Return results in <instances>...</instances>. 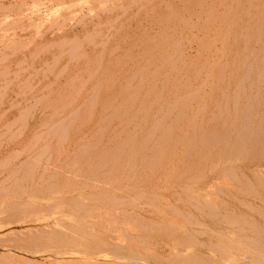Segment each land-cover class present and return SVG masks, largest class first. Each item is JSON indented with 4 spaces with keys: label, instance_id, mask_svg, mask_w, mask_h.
<instances>
[{
    "label": "rangeland",
    "instance_id": "374dc122",
    "mask_svg": "<svg viewBox=\"0 0 264 264\" xmlns=\"http://www.w3.org/2000/svg\"><path fill=\"white\" fill-rule=\"evenodd\" d=\"M263 13L264 0H0V264L75 261L76 257L54 254L67 246L51 242L52 234L72 236L76 243L69 247L76 250L82 248L76 238L81 243L87 240L81 246L88 251L98 246L94 241L88 242L87 237L83 241L78 236V223L84 212L74 213L76 217L71 212L67 217L66 206H62L68 199H75L74 194L79 192L75 190L80 189L85 178L80 177V181L68 174L67 178L75 180L72 194L71 189L55 190L66 177H62L64 172L59 168L63 169V163L75 150L61 141L59 133L66 131L67 135L81 138L75 142H85V146L91 145L89 138L95 137L94 144L101 151L114 146L117 140V144L121 143L122 138L123 143L127 133L140 141L147 132L145 128L150 132L149 127L158 125L159 129L163 124L168 128L175 126L171 125L170 133L174 135H170L174 138L169 135L172 143L165 152L171 150L175 162L164 163H174L173 167H162L161 162L160 168L151 169L152 174L140 173L142 178L136 180L143 192L141 208L126 207L125 217L130 215L131 222L125 221L118 209L112 218L116 217L115 223L118 221L120 226L114 225L109 238H102L99 246L124 247L127 264H264ZM90 60L97 65L92 63L93 69L100 66L98 71H92ZM100 60L102 65L98 64ZM104 74L111 77L105 79ZM77 82L80 84L72 86ZM122 94L133 96V101L124 103ZM101 96L107 99L102 100ZM61 98L62 102L58 101ZM107 101L111 110L103 104ZM97 103L101 108L104 105V110ZM141 110L146 111V120H139ZM84 115L88 121L80 125ZM77 117L80 122L75 121L76 126H72ZM175 122L185 125L178 128ZM157 127L151 130L156 131ZM153 131V138L146 134V139H141L147 149L156 145L151 138L160 140ZM60 144L68 157L62 154L66 159L60 156L58 160L64 161L57 163L52 158L58 154L54 152ZM146 148L144 152H150L146 156H152V150ZM40 150L46 158L40 156L36 167L33 157L40 155ZM41 165L45 167L43 171ZM27 173L29 178L25 177ZM55 178L60 180L59 186ZM30 200L36 202L31 205ZM81 202L88 203L85 199ZM85 216L81 219L89 226L92 219L84 220L89 215ZM119 218L132 224V229L126 228L130 224L123 220L121 223ZM75 219L77 223L72 222ZM114 228H119L120 236ZM89 229L85 232L96 234L94 239L100 242L99 231ZM72 230L78 231L74 234ZM121 231L127 233L128 241L121 240L127 238ZM114 234L118 235L116 241ZM106 263L123 261L111 258Z\"/></svg>",
    "mask_w": 264,
    "mask_h": 264
},
{
    "label": "bare ground",
    "instance_id": "6f19581e",
    "mask_svg": "<svg viewBox=\"0 0 264 264\" xmlns=\"http://www.w3.org/2000/svg\"><path fill=\"white\" fill-rule=\"evenodd\" d=\"M263 2V1H262ZM4 10V9H3ZM264 14V13H263ZM86 36V35H85ZM78 39H79V37H78ZM68 40V39H67ZM144 40H146V39H144ZM73 41V40H72ZM86 41H87V39H86ZM141 42V41H140ZM142 43V42H141ZM13 44V43H12ZM16 44H18V42L16 43ZM20 44V43H19ZM31 44V43H30ZM83 44V43H82ZM75 45V44H74ZM139 45H141V44H139ZM16 46H18V47H20L19 45H16ZM16 46L14 45V47L16 48ZM22 47V46H21ZM24 47V46H23ZM57 47V46H56ZM59 47H61V46H59ZM66 48L68 47V46H65ZM81 47H83V45L81 46ZM58 48V47H57ZM19 49V48H18ZM63 49V48H62ZM61 49V50H62ZM147 49H149V48H145V50H147ZM60 50V49H59ZM66 50V49H65ZM143 50V49H142ZM58 51V50H57ZM63 51V50H62ZM66 51H68V50H66ZM81 52H82V50H80ZM76 52V51H75ZM143 52V51H142ZM141 52V53H142ZM145 52H148V51H145ZM144 52V53H145ZM143 53V54H144ZM35 54V53H34ZM102 55V54H101ZM142 55V54H141ZM146 55V54H145ZM98 57H99V59L100 58H102L101 56H100V54H98ZM2 58H4V57H2ZM32 58H33V56H32ZM95 58H97V54H96V56H95ZM130 58V57H129ZM142 58H143V56H142ZM89 60V59H88ZM116 60V59H115ZM92 60H90L89 62L92 64H94L95 65V63L97 64V62H98V59H96V62H95V60H94V62H91ZM117 61V60H116ZM89 62H87V63H89ZM101 62V60L99 61V63L98 64H101L100 63ZM195 62V61H194ZM193 62V63H194ZM90 63H89V65H90ZM111 63V62H110ZM152 63V62H151ZM92 64V69H93V65ZM153 64V63H152ZM102 65V64H101ZM112 65V64H111ZM114 66V65H113ZM113 66H111L110 68H112ZM143 66H144V64H143ZM147 66V65H146ZM188 66V65H187ZM87 67H89V66H87ZM95 67H97V65H95ZM109 67V66H108ZM83 68V67H82ZM101 68H104V67H101ZM139 68V67H138ZM137 68V69H138ZM87 68H85V70H86ZM96 69V68H95ZM95 69H93L92 71H94ZM99 69H100V66H99ZM98 69V70H99ZM105 69V68H104ZM196 69V68H195ZM83 70V69H82ZM88 70V69H87ZM90 70V69H89ZM97 70V69H96ZM97 70V71H98ZM117 70V69H116ZM109 71V70H108ZM147 71V70H146ZM85 72V71H84ZM89 72V71H88ZM100 72H101V70H100ZM110 72V74H112V72L111 71H109ZM113 72H115V70H113ZM91 73V70H90V72H89V74ZM108 72H106V74H107ZM116 73V72H115ZM92 74V73H91ZM94 74V73H93ZM103 74V73H102ZM101 74V75H102ZM110 74H108L109 76L107 77L105 74V76H104V78L105 77H107V78H109V77H111V76H113L114 77V75L112 74L111 76H110ZM85 75V74H84ZM143 75H145L146 76V73H144ZM99 76V75H98ZM140 76V75H139ZM78 77V76H77ZM94 77V76H93ZM138 77V76H137ZM154 77V76H153ZM104 78H102V79H104ZM77 79V78H76ZM83 79V78H82ZM101 79V80H102ZM106 79V78H105ZM124 79V78H123ZM94 80H96V79H94ZM109 80V79H108ZM198 80V79H197ZM99 81V80H98ZM107 81V80H106ZM106 81H105V83H106ZM110 81V80H109ZM111 81H112V79H111ZM121 81H123V80H121ZM121 81H119V82H121ZM125 81H127L126 80V78H125ZM154 81V80H153ZM183 81V80H182ZM188 82V81H187ZM190 82V81H189ZM198 82V81H197ZM100 84H102L101 83V81L99 82ZM123 83H125V82H123ZM78 85V84H80V83H75V84H72V86H74V85ZM67 85H69V83L67 84ZM188 85V84H187ZM195 85V84H194ZM70 86V85H69ZM105 86V85H104ZM75 87V86H74ZM73 87V88H74ZM78 87V86H77ZM76 87V88H77ZM81 87V86H80ZM123 87V86H122ZM194 87V86H193ZM109 88V87H108ZM107 88V89H108ZM66 89V88H65ZM64 89V90H65ZM107 89H104L105 91L107 90ZM127 90H130L129 88H126ZM199 89V88H198ZM64 90H62V91H64ZM70 90V89H69ZM102 90V89H101ZM103 90V91H104ZM110 90V89H109ZM188 90V89H187ZM195 90V89H194ZM67 91H68V89H67ZM75 91V90H74ZM88 91V90H87ZM105 91L104 92H102V94L103 93H105ZM111 91H112V88H111ZM124 91V90H123ZM68 92H70V91H68ZM73 92V91H72ZM110 92V91H109ZM126 92H129V91H126ZM125 92V93H126ZM152 92V91H151ZM191 92V91H190ZM118 93H120V92H118ZM124 93V92H123ZM124 93V94H125ZM129 93H131V91L129 92ZM71 94H73V93H71ZM102 95L101 93H98V95ZM106 94H107V92H106ZM110 94V93H109ZM109 94H107V96L109 95ZM117 94V93H116ZM124 94H122V96H124ZM154 94H155V92H154ZM165 94V93H164ZM66 95V94H65ZM113 95H115V94H113ZM117 95H121V94H117ZM127 95H129V94H126V96H124L123 98L125 99V102L124 103H129V102H131V101H133V96H127ZM141 95V94H140ZM151 95V94H150ZM67 97H68V95H66ZM65 96V97H66ZM72 96H74V95H72ZM116 96V95H115ZM114 96V98H115V101H116V97ZM121 96V97H122ZM155 96H157V95H155ZM67 97L65 98L66 100H67V103H68V99H67ZM101 97H103V96H101ZM100 97V98H101ZM109 97L111 98V97H113V96H111V95H109ZM121 97H118L117 99H118V104H119V98H121ZM185 97V96H184ZM74 98V97H73ZM100 98H99V101H100ZM122 98V99H123ZM150 98H151V96H150ZM156 98V97H155ZM161 98V97H160ZM162 98H163V96H162ZM186 98V97H185ZM184 98V99H185ZM72 99V98H71ZM102 100H105V99H107V98H105L104 99V97L103 98H101ZM112 99V98H111ZM122 99H121V102H122ZM183 99V100H184ZM96 100H97V97H96ZM136 100V99H135ZM146 100V99H145ZM58 101H61L62 102V98H61V100H58ZM115 101H114V103H115ZM60 102V103H61ZM72 102V101H71ZM106 102V101H105ZM103 103L104 105H106V110H108V109H110L111 108V106H108L109 104H111L110 102H111V100H110V102L109 101H107V103ZM113 102V101H112ZM136 102V101H135ZM99 103V102H98ZM97 103V105L99 106V104ZM116 103H117V101H116ZM134 103V102H133ZM153 104H154V102H152ZM56 104H57V102H56ZM95 104H96V101H95ZM101 104H102V101H101ZM130 104V103H129ZM175 104H176V102H175ZM181 104V103H180ZM180 104H178V106L180 105ZM67 105V104H66ZM81 105V104H80ZM88 105V104H87ZM104 105H103V107H104ZM112 105H114V104H112ZM121 104H119L118 105V107L120 106ZM126 105V104H125ZM70 106V105H69ZM110 107V108H108V107ZM131 106V105H130ZM154 106V105H153ZM63 107H65V105L63 106ZM68 107V106H67ZM103 107L101 108L100 106H99V109L101 108V109H103ZM133 107V106H132ZM132 107H130V108H132ZM170 107V106H169ZM175 107V106H174ZM184 107V106H183ZM79 108V107H78ZM125 108V107H124ZM138 108V107H137ZM179 108V107H178ZM65 109V108H64ZM76 109V108H75ZM74 109V110H75ZM82 109V108H81ZM91 109V108H90ZM93 109V108H92ZM100 109V110H101ZM139 109V108H138ZM138 109L136 110V111H138ZM143 109H145V108H143ZM159 110H161V108H158ZM169 109V108H168ZM174 109H176V108H174ZM180 109V108H179ZM179 109H176V110H179ZM83 110V112H86V111H84V109H82ZM87 111H88V109H86ZM104 110V109H103ZM111 110V109H110ZM110 110L108 111V112H110ZM148 110V109H147ZM157 110V109H156ZM158 110V112H160ZM172 110V109H171ZM175 110V111H176ZM61 111H63V110H61ZM73 111V110H72ZM71 111V112H72ZM93 111V110H92ZM91 111V112H92ZM99 111V110H98ZM119 111H122V110H120V108H119ZM165 111H166V108H165ZM75 112V111H74ZM101 112H103L104 114H105V111H101ZM100 111H99V114L101 113ZM144 112H146V111H144ZM144 112H142V110H141V112H140V114L139 115H141V113H142V117L140 116V118H139V120L141 119V118H143V114H144ZM157 112V111H156ZM167 112V111H166ZM165 112V113H166ZM67 113V112H66ZM70 113V112H69ZM82 112H81V110H80V114H81ZM93 113V112H92ZM91 113V114H92ZM160 113H162V112H160ZM79 114V115H80ZM85 115H86V113H84ZM88 114V113H87ZM90 114V115H91ZM104 114H102L103 115V117L105 116ZM79 115H77V116H79ZM82 115V114H81ZM84 115V116H85ZM145 115H147L148 116V114H146L145 113ZM70 116V115H69ZM98 116H100V115H98ZM160 117L162 116V114L161 115H159ZM163 116H164V114H163ZM90 117V116H89ZM91 117H93L92 115H91ZM78 118L79 117H77V120H74L73 119V123H71V125L73 126V125H75L74 123H75V121H79L80 122V120H78ZM87 118L86 116L85 117H83L82 116V119H83V121H82V123H80V125L82 124H84L85 122H87L88 120H85V119ZM100 118V117H99ZM156 118V117H155ZM79 119H81V118H79ZM92 119V118H91ZM143 119H145V118H143ZM142 119V120H143ZM161 119V118H160ZM159 119V120H160ZM71 120V119H70ZM98 120V119H97ZM96 120V121H97ZM102 120H103V118H102ZM146 120V119H145ZM153 120H155V119H153ZM153 120H151V122L153 121ZM156 120H157V118H156ZM158 120V121H159ZM85 121V122H84ZM157 121V122H158ZM172 121H174V120H172ZM175 121H176V118H175ZM184 121V120H183ZM182 121V122H183ZM186 121V120H185ZM107 122V121H106ZM135 122V121H134ZM134 122H132V123H134ZM148 122V121H147ZM154 122V121H153ZM164 122V121H163ZM163 122H161L160 124H159V126L160 125H162V123ZM181 122V121H180ZM187 122V121H186ZM124 123V122H123ZM131 123V124H132ZM146 123V122H145ZM156 123V122H155ZM179 122H175V125L179 128V126L182 124V126H184L186 123L185 122H183V123H185V124H183V123H181V124H179V125H177ZM97 124V123H96ZM100 124V123H99ZM98 124V125H99ZM129 124V123H128ZM135 124V123H134ZM157 124V123H156ZM155 124V125H156ZM167 124V123H166ZM165 124V125H166ZM50 125V124H49ZM53 125V124H52ZM106 125V124H105ZM137 125V124H136ZM139 125V124H138ZM137 125V126H138ZM153 123H151V126H155ZM172 125V124H171ZM170 125V127L168 128V127H164V124L162 125L163 127H160L159 129H158V125L157 126H155V127H151V128H156L157 127V129H158V131H157V129H156V131H153V129L151 130V128L149 127V129H150V132L148 131V130H146V128H145V131L144 132H146V134L148 135V134H150V136H151V134L153 135V133H152V131L153 132H156L157 133V135H158V139H160V140H156L155 138L154 139H152L153 138V136L155 135H153V136H151L152 138H151V140H155L156 142H155V144L156 145H154L153 143V145H152V147H153V149H152V147L150 146V147H148V149L151 151V155L152 156H146L147 154L148 155H150L149 153H147L146 151L144 152V149L146 148V147H144L145 145H143L144 143H143V137L146 135V134H144L143 135V137L141 138L140 136H139V134L137 135V136H139L140 138V141H137V139H138V137H137V139H133V137H135V136H131L129 133H127L126 135H127V137H126V139H124V142L122 143V139L119 141V142H121V143H118L117 144V142H118V140H117V142H116V144L113 146V144H112V147L110 146V148L108 147V149L106 148V150H102L101 149V151H100V149H99V147H96L97 145H95L94 144V139L93 138H95V137H91V136H88V138L89 137H91V138H89L90 139V142L92 143L91 145H87V146H85L84 144H85V142L83 143V145H79V144H82V142L81 143H77V142H75V141H77L78 139H76V138H74V136H71L72 134L71 133H69V134H71V135H67L68 133L65 131V132H63V133H59V134H61V136H60V139H62L61 141H63L64 142V144L66 143V144H68V145H71L72 147H74V155L73 156H71V157H68V155L66 154V156H65V154H63V152L64 153H66L64 150L65 149H63V146H61V144L59 145V147L61 148H59L58 149V151H55L54 153L55 154H57L58 155V158H55L57 155H55V156H53L54 158H52L55 162H57V161H59V163H60V161L61 160H58V159H60L59 157L60 156H65L66 158H67V160H65V162L63 163V164H65L64 165V167H63V169H60L59 168V170H60V172H61V170L64 172L63 174V176L62 177H64V176H68V174H70V175H74V179H75V177H78L79 179H80V177H84L85 179L82 181L81 179H80V181H82V182H80V183H82L83 185H81V186H79L80 187V189H78V190H75V188H74V184H73V182L75 181H71V179H70V176H69V178H67V176L66 177H64L63 179H62V185L61 186H59L60 185V180H56V178H55V182H57L58 181V183H57V185L60 187H55L56 189L55 190H68L69 191V189H71V194H72V187L74 188V190L75 191H82V192H76V194L77 195H75L74 194V196L72 195V197H74L75 199H71L72 201H69L70 199H68V201L67 202H65V204H63L62 206H64L65 208H64V210L66 211V213H67V217H69V213H73V216H75L76 215V213H78V212H84V213H82L84 216H85V213H87V215L86 216H88V217H86V219H84V220H87L88 218H90V219H92V220H90V221H88V223H89V226H88V224L86 225V223H87V221H83L82 219L84 218L83 217V215L81 216V218L79 219V223H78V225L80 224V228L79 227H77V228H79V231L77 232V233H79L78 234V236H80V239L82 238L83 239V241H85V239H86V237H87V239H88V242H89V240L90 241H94L96 244H98V246L97 247H94V246H92L93 248H92V250H90V251H88L87 249H84L83 248V246H81V245H83V244H86L87 242V240L84 242V243H81L80 242V240L79 239H77L76 238V241L78 240V244L80 245L79 247H82V248H80V249H74V248H71V247H69L71 244H73V242L74 243H76L74 240L72 241V236L70 237V236H68V237H70V238H67V235H66V237H65V235H59V234H55V235H51V237L49 238V240L51 241V242H53V243H62L66 248H65V250H61V251H57V252H55L54 254H59V255H61L62 257L63 256H68V257H76L75 258V261H71V262H69L70 260H68V261H66L67 259H66V257H64V259H66L65 261H66V263L65 264H72V262H74V264L75 263H77V264H109V263H106V262H108L109 260H111V258L112 259H118L119 261H123V263L122 264H127V260H128V258H126V256H127V254H126V252H125V250H124V247H122V246H118V247H108V246H106V247H104V246H99V244L100 243H102L103 241H102V238L104 239V240H106V237L107 238H109V233H111V228H113L114 227V225H119V224H117V222L115 223V221H116V217H115V220L112 218V216L113 215H116L117 216V213H115L118 209H120L121 211L119 212L122 216H124L125 217V215H126V207H130L131 205L132 206H135V207H139V208H141V205H142V198H143V192H142V188L140 187V185H139V183L140 182H138L139 181V179L140 178H142V177H140L141 176V172H142V174L144 175V173L143 172H147V171H151V174H152V172L154 171H152L151 169L152 168H154L155 166V168H160L161 167V162H163V166L162 167H166V168H168V169H171V168H169L170 167V164H171V160H173V159H175V156H174V158H173V152L170 150L169 152H168V154L167 153H165L166 152V150H168V148L167 147H170L171 146V141L169 140V135L170 134H172V135H174L172 132L170 133V131L173 129L172 128V126L173 127H175L174 125H172L171 126ZM48 126V125H47ZM76 126V125H75ZM94 126V125H93ZM97 126V125H96ZM133 126V125H132ZM181 126V127H182ZM77 127H80L79 126V124H77ZM101 127V126H100ZM134 127V126H133ZM176 127V128H177ZM186 127V126H185ZM50 128V127H49ZM122 128V127H121ZM130 128H132V127H130ZM137 128V127H136ZM141 128V127H140ZM175 128V129H176ZM187 128V127H186ZM70 129H72V127L70 128ZM96 129H98V126H97V128ZM127 129V128H126ZM161 129V130H160ZM56 130V129H55ZM73 130V129H72ZM99 130V129H98ZM139 130V129H138ZM137 130V131H138ZM54 131V130H53ZM69 131V130H68ZM118 131V130H117ZM124 131V130H123ZM129 131V130H128ZM131 131L132 130H130V133H131ZM140 131V130H139ZM139 131H138V133H139ZM159 131H161V133L159 132ZM177 131V130H176ZM175 130L173 131L174 133H177ZM52 132V131H51ZM56 132V131H55ZM70 132V131H69ZM126 132V131H125ZM144 132H142V133H144ZM10 133V132H9ZM65 133H67V134H65ZM76 133V132H75ZM83 133V132H82ZM91 133H94V132H90V134ZM99 133H101V132H99ZM103 133V132H102ZM110 133V132H109ZM136 133V132H135ZM158 133H160V134H158ZM240 133V132H239ZM228 135H229V133H227ZM40 135V134H39ZM109 135V134H108ZM123 135V134H122ZM125 135V134H124ZM132 135H134V134H132ZM141 135V134H140ZM156 135V136H157ZM172 135H170V136H172ZM223 135V134H222ZM227 135V136H228ZM75 136H77V135H75ZM79 136H81V134L79 135ZM93 136V135H92ZM94 136H95V134H94ZM149 135H148V137H150ZM155 136V137H156ZM159 136H160V138H159ZM241 136V135H240ZM239 136V137H240ZM53 137V136H52ZM51 137V138H52ZM84 136H82V138H83ZM124 137V136H123ZM148 137H147V141L149 142L150 141V139H148ZM173 138H174V136H172ZM37 138V137H36ZM54 138V137H53ZM87 138V137H86ZM102 138V137H101ZM116 138V137H115ZM145 139H146V136L144 137ZM173 138H172V140H173ZM43 139V138H42ZM46 139V138H45ZM45 139H43V140H45ZM91 139H93V141L91 140ZM170 139H171V137H170ZM32 140V139H31ZM35 140V139H34ZM83 140V139H82ZM88 140V139H87ZM96 140V139H95ZM99 140H101V139H99ZM105 140H107V139H105ZM115 140V139H114ZM208 140V139H207ZM48 141V140H47ZM56 141V145H58L57 144V141H58V139L57 140H55ZM78 141H81V138L78 140ZM86 141V140H85ZM111 141V140H110ZM146 141V140H145ZM146 141V143H148ZM159 143H158V142ZM174 141V140H173ZM34 142V141H33ZM40 142V141H39ZM45 142V141H44ZM223 142V141H222ZM37 143V142H36ZM60 143V142H59ZM114 143V142H113ZM145 143V144H146ZM158 143V144H157ZM225 142H223V144H224ZM237 143V142H236ZM35 144V143H34ZM44 144V143H43ZM47 144V143H46ZM98 144V143H97ZM99 144H100V142H99ZM105 144V143H104ZM109 144V143H108ZM176 144V143H175ZM222 144V145H223ZM31 145V144H30ZM177 145V144H176ZM105 146V145H104ZM103 146V147H104ZM177 146H179V145H177ZM56 146H54V148H55ZM65 147H67L66 145H65ZM101 147V146H100ZM144 147V148H143ZM174 147V146H173ZM176 147V146H175ZM240 147V146H239ZM25 148V147H24ZM57 148V147H56ZM69 148V147H68ZM102 148V147H101ZM178 148V147H177ZM23 149V148H22ZM29 149V148H28ZM31 149V148H30ZM52 149V148H51ZM72 149V148H71ZM147 149V148H146ZM148 149H147V151H148ZM171 149V148H170ZM24 150V149H23ZM36 150V149H35ZM42 150V149H41ZM40 150V155H37V156H34L33 158H34V160H33V163H36V164H34L36 167H37V164H39L41 161V159H42V157H43V155L41 154V151ZM44 150V149H43ZM46 150V149H45ZM44 150V151H45ZM53 150H56V149H53ZM174 150H175V148H174ZM239 150V149H238ZM27 151V150H26ZM37 151V150H36ZM39 151V150H38ZM48 151V150H47ZM33 152V151H32ZM216 152H218V151H216ZM47 153H49V151L47 152ZM53 153V154H54ZM147 153V154H146ZM174 153H175V151H174ZM219 153V152H218ZM217 153V154H218ZM30 154V153H29ZM32 154V153H31ZM52 154V153H51ZM63 154V155H62ZM214 154V153H213ZM239 154V153H238ZM245 154V153H244ZM48 155V154H47ZM46 155V156H47ZM70 155V154H69ZM40 156H42V157H40ZM49 156H51V155H48V157ZM63 156V158H65ZM208 156V155H207ZM237 155H235V157H236ZM11 157V156H10ZM47 157V158H48ZM204 157V156H203ZM28 158V157H27ZM31 158V157H30ZM41 158V159H40ZM43 158H46V157H43ZM65 158V159H66ZM207 158V157H206ZM228 158V157H227ZM233 158V161H234V157H232ZM242 158V157H241ZM29 159V158H28ZM51 159V160H52ZM240 159V158H239ZM48 160V159H47ZM47 160H43L44 162L43 163H47L48 161ZM165 160H166V162H168V161H171L170 163H168V165H164V163L166 164V162H165ZM216 160V159H215ZM214 160V161H215ZM5 161V160H4ZM40 161V162H39ZM64 160L62 159V161H61V163L63 162ZM67 161V162H66ZM174 161V160H173ZM236 161V160H235ZM234 161V162H235ZM25 162V161H24ZM27 162H29V160H27ZM175 162V161H174ZM32 163V162H31ZM30 163V164H31ZM49 163H50V161H49ZM52 164H53V161L51 162ZM58 163V162H57ZM233 163V162H232ZM3 164V163H2ZM5 164V163H4ZM63 164H60V167L62 168V165ZM173 164L174 163H172L171 165H172V167H173ZM215 164H217V160H216V163ZM221 164V163H220ZM224 164H226V163H224ZM7 165H8V163H7ZM17 165V164H16ZM26 165H28L29 166V163L28 164H26ZM49 165V164H48ZM54 165V164H53ZM53 165H51L50 164V166L52 167ZM58 165V164H57ZM56 165V166H57ZM159 165H160V167H159ZM214 165V164H213ZM2 166V165H1ZM0 166V167H1ZM4 166V165H3ZM18 166V165H17ZM39 166V165H38ZM45 167L47 166V164L46 165H44ZM55 166V167H56ZM59 166V165H58ZM57 166V167H58ZM158 166V167H157ZM167 166H169V167H167ZM30 168L29 169H31L32 167L31 166H29ZM41 167H42V165H41ZM45 167H42V171H43V168L45 169ZM54 167V168H55ZM211 167L212 166H210V169H211ZM214 167H216V166H214ZM213 167V168H214ZM24 168H25V166H24ZM27 168V167H26ZM143 168H145V171L143 170ZM228 168H229V166H228ZM35 169V168H34ZM40 169V168H39ZM215 169V168H214ZM28 170V169H27ZM36 170H37V168L34 170L35 171V173H36ZM55 170L57 171L58 169H56L55 168ZM58 170V171H59ZM163 170V169H162ZM161 170V171H162ZM219 170H221V168L219 169ZM222 170H223V168H222ZM221 170V171H222ZM225 170V169H224ZM24 171V170H23ZM26 171V170H25ZM45 171V170H44ZM160 170H158V172H159ZM160 171V172H161ZM167 171V170H166ZM218 171V170H217ZM226 171V170H225ZM25 173V172H24ZM29 173H30V171H29ZM37 173H38V171H37ZM42 173H44V172H41L40 174H42ZM46 173V174H45ZM45 173H44V175H47V171H45ZM26 174V173H25ZM40 174H38V175H40ZM51 174V173H50ZM55 175H56V172L54 173ZM147 174V173H146ZM170 174H171V172H170ZM169 174V175H170ZM28 175H30V174H28L27 173V175L25 176V177H27ZM33 174H31V176H32ZM37 175V176H38ZM43 175V176H44ZM58 175V174H57ZM159 175V174H158ZM158 175H157V177H158ZM160 175H161V173H160ZM160 175H159V177H160ZM168 175V176H169ZM30 176V177H31ZM41 176V175H40ZM42 176V177H43ZM58 176H60V175H58ZM57 176V177H58ZM146 176V175H145ZM147 176H148V174H147ZM164 176V175H163ZM220 176H221V174H220ZM20 177V176H19ZM18 177V178H19ZM48 179H49V177H52L51 175L48 177V176H46ZM140 177V178H139ZM156 177V178H157ZM170 177V176H169ZM229 177H231V176H229ZM228 177V178H229ZM23 178V180H24V177H22ZM28 178H29V176H28ZM39 178V177H38ZM53 178V177H52ZM72 178V177H71ZM139 178V179H138ZM143 178H145L144 176H143ZM147 178V177H146ZM154 178V177H153ZM224 178V177H223ZM21 179V178H20ZM19 179V180H20ZM31 179H33V177L32 178H30V180ZM39 179H41V178H39ZM47 179V180H48ZM58 179H59V177H58ZM79 179H77L76 180V182H78V180ZM138 181H137V180ZM149 179V178H148ZM50 180H51V178H50ZM72 180H73V178H72ZM135 180V181H134ZM142 180H144V179H142ZM141 180V181H142ZM146 180V179H145ZM222 180H224V179H222ZM15 181H18V179L17 180H15ZM21 181H22V179H21ZM25 181H27V179L25 180ZM28 181H29V179H28ZM41 181H42V179H41ZM63 181L65 182L64 184H63ZM133 181L134 182H138V184H133ZM20 182V181H19ZM29 182H31V181H29ZM34 182V181H33ZM21 183V182H20ZM27 183V182H26ZM43 183V182H42ZM52 183V182H51ZM141 183H143V182H141ZM18 184V183H17ZM28 184V183H27ZM33 184V183H32ZM31 184V185H32ZM34 184H35V182H34ZM33 184V185H34ZM38 184V183H37ZM76 184V183H75ZM77 184H79V183H77ZM151 184H154V183H151ZM161 184V183H160ZM15 185V184H14ZM24 185V184H23ZM30 185V184H29ZM33 185H32V187H33ZM48 185V184H47ZM56 185V184H55ZM56 185V186H57ZM18 186V185H17ZM16 186V187H17ZM28 186V185H27ZM26 186V187H27ZM42 186V185H41ZM53 186V185H52ZM64 186V187H63ZM158 186H159V184H158ZM161 186V185H160ZM11 187V186H10ZM25 186H24V188H26ZM50 188H52L51 186H49ZM48 187V188H49ZM61 187H63V188H61ZM76 187V186H75ZM79 187H76V189L77 188H79ZM143 187H145V186H143ZM35 188H38V187H35ZM43 188V187H42ZM11 189V188H10ZM17 189V188H16ZM44 189H46V188H44ZM53 190H54V188H52ZM86 191H85V190ZM14 190V189H13ZM50 190V189H49ZM88 190H91V192H89ZM1 191H4V190H1ZM21 191V190H20ZM24 191V190H23ZM22 191V193H24ZM31 191H33V190H31ZM31 191H29L28 190V193L29 192H31ZM36 191V190H35ZM35 191H33V192H35ZM39 191H40V188H39ZM42 191V190H41ZM67 191V192H68ZM89 193H88V192ZM12 192V191H11ZM66 192V193H67ZM63 193V192H62ZM66 193H64V194H66ZM70 193H68V194H70ZM12 194V193H11ZM27 194V193H26ZM15 195H18V194H16L15 193ZM28 195V194H27ZM76 196L77 197H81V198H83V199H85L86 201H88V203H85V204H83L81 201L83 200H81V199H76ZM85 196H87L86 198H85ZM28 198H29V196H28ZM34 197L33 196H31L30 197V199H33ZM128 198V199H127ZM123 199H126V200H123ZM29 200V199H28ZM31 201V205L33 204V203H35L36 201H34V202H32V200H30ZM64 201V200H63ZM1 202H2V200H1ZM9 202V201H8ZM7 202V203H8ZM24 202V201H23ZM29 202V201H28ZM26 203V202H25ZM64 203V202H63ZM29 204H30V202L29 203H27V205L29 206ZM38 205H35V207L36 206H39V203H37ZM8 205V204H7ZM30 205V206H31ZM3 206V205H2ZM4 207V206H3ZM34 207V206H33ZM37 208V207H36ZM36 208H34V209H36ZM29 209V208H28ZM134 209V208H133ZM137 209V208H136ZM135 210V209H134ZM138 210V209H137ZM71 213V214H72ZM74 213H75V215H74ZM118 213V214H119ZM71 214H70V217H71ZM128 214V213H127ZM77 215H79V214H77ZM121 215H119L118 217H120ZM128 216H130V215H128ZM128 216L127 217H125V221L127 220H131L132 221V219L129 217L128 218ZM76 217V216H75ZM80 216H77V218H79ZM123 217V218H124ZM72 218V217H71ZM128 218V219H127ZM120 219V218H119ZM118 219V220H119ZM77 219H75L74 221H72V222H76L77 223V221H76ZM89 220V219H88ZM121 220H123L122 218L120 219V222H121ZM129 220V221H130ZM125 221L123 220L122 222H124V224H130L129 222H127V223H125ZM130 221V222H131ZM81 222V223H80ZM121 222V223H122ZM86 226V228H85V226ZM123 225V224H122ZM120 226V225H119ZM118 226V227H119ZM127 226V225H126ZM87 227H89L91 230H93V229H96V230H98L99 231V234H98V236L100 237V242L97 240V239H94V236L96 235H91V233H86L85 232V230L87 229ZM129 227H131V229H132V224H130V225H128V227H126V228H129ZM74 228V227H73ZM83 228H85V230H83ZM120 228V227H119ZM118 228V229H119ZM121 228H124V227H121ZM89 229V230H90ZM116 230V228H114V230H116L117 231V233L119 234V230ZM69 231V230H68ZM73 231V233L75 232L74 230H72ZM115 231V232H116ZM75 232V233H76ZM114 232V233H115ZM122 233H126V232H123V231H121ZM57 233V232H56ZM61 233V232H60ZM70 233H72L71 231H70ZM72 233V234H73ZM74 233V234H75ZM89 234V235H88ZM94 234V233H93ZM69 235V234H68ZM127 235V233L125 234V236ZM75 236H77V235H75ZM75 236L73 237V238H75ZM77 236V237H78ZM114 236H115V234H114ZM116 236H118L117 234H116ZM115 236V241H116V237ZM119 236H120V234H119ZM122 236V235H121ZM96 237V236H95ZM127 238L126 239H124V238H122L121 240H127L128 241V236H126ZM97 238V237H96ZM81 239V240H82ZM99 239V238H98ZM82 241V242H83ZM80 242V243H79ZM99 242V243H98ZM120 243H123L122 241L120 242ZM91 244H92V242H91ZM90 244V245H91ZM85 246V245H84ZM87 246V245H86ZM78 247V248H79ZM88 248H89V246H87ZM97 249V250H96ZM57 256V255H56ZM58 257V256H57ZM60 260V259H59ZM61 264V263H63V259H61L60 261H56V263L55 264H59V263Z\"/></svg>",
    "mask_w": 264,
    "mask_h": 264
}]
</instances>
